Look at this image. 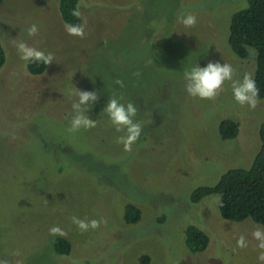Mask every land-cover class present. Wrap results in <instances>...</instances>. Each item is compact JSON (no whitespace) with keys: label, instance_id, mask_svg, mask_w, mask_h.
<instances>
[{"label":"rangeland","instance_id":"374dc122","mask_svg":"<svg viewBox=\"0 0 264 264\" xmlns=\"http://www.w3.org/2000/svg\"><path fill=\"white\" fill-rule=\"evenodd\" d=\"M247 0H79L85 38L65 32L59 0H0V259L9 264H264L247 219L218 211V196L190 203L231 169H248L260 147L264 99L254 110L235 102L231 82L215 100L190 97L184 72L209 61L231 64L234 80L254 75L256 53L238 59L228 45L229 24ZM197 18L186 28L180 19ZM37 24L39 35L27 29ZM51 52L54 61L31 75L16 42ZM139 73V75H134ZM123 81L124 86L114 83ZM74 88L96 91L86 113L96 127L69 132ZM134 102L142 132L125 152L103 109L108 99ZM239 124L222 140V120ZM133 204L140 220L129 225ZM102 220L81 232L72 217ZM209 238L201 253L185 245V229ZM58 226L66 235H51ZM245 236L247 247H237ZM56 238L71 246L53 249Z\"/></svg>","mask_w":264,"mask_h":264},{"label":"trees","instance_id":"16d2710c","mask_svg":"<svg viewBox=\"0 0 264 264\" xmlns=\"http://www.w3.org/2000/svg\"><path fill=\"white\" fill-rule=\"evenodd\" d=\"M79 8V0H59V12L64 23H82V18L71 15L73 8ZM228 45L233 54L244 60L248 48L256 53V67L253 78L260 90L259 99H264V0H247V7L234 13L229 24ZM6 62V52L0 43V70ZM31 75H41L46 66L43 63L27 62ZM239 124L222 120L218 133L222 140L237 137ZM260 147L248 169H231L224 173L214 186L195 189L190 196L191 204H198L209 196H218L220 216L228 221L243 222L247 219L264 227V122L259 128ZM124 220L133 225L140 220V211L133 204L124 209ZM185 245L191 253L203 252L209 243L205 232L190 225L185 229ZM53 249L58 255H68L71 246L64 238H56ZM148 257L142 256L140 264H148Z\"/></svg>","mask_w":264,"mask_h":264},{"label":"clouds","instance_id":"9594fccd","mask_svg":"<svg viewBox=\"0 0 264 264\" xmlns=\"http://www.w3.org/2000/svg\"><path fill=\"white\" fill-rule=\"evenodd\" d=\"M71 15L75 18L81 17V12L78 7L71 10ZM180 22L186 28L195 27L197 18L194 14H188L181 17ZM86 21L84 23H65V32L74 37L81 39L85 38ZM39 27L37 24H31L27 29L29 37L39 35ZM16 50L19 58L25 62L43 63L51 65L54 61V55L51 52L45 53L36 47L30 46L24 41L16 42ZM235 69L231 64L209 61L205 67L196 65L190 70L184 72V88L190 97L200 100H215L220 92L223 91V86L226 81L231 82L233 98L240 106H247L250 110L256 109L260 103V90L256 85V81L251 74H244L242 79L234 80L233 76ZM134 75H139L135 73ZM114 83L121 88L124 86L123 81L117 79ZM77 99L72 103V116L69 121V132H78L81 129L88 130L96 127V120H92L86 114L92 106L98 102L99 95L96 91H86L74 88ZM122 97H112L108 99L106 107L103 109L109 118L111 126L117 133H124L117 138V143L123 145L125 152H131L132 146L138 141L141 132L142 124L135 120L138 108L134 102L127 104L121 103ZM72 223L77 226L81 232L98 229L104 221L92 219L82 220L73 216ZM51 235L64 236L66 233L58 226L49 229ZM252 238L256 240L257 248L262 251L258 255V260L264 261V230L259 227L252 232ZM237 247H247L245 236L241 235L237 239ZM0 264H9L6 259H0Z\"/></svg>","mask_w":264,"mask_h":264}]
</instances>
